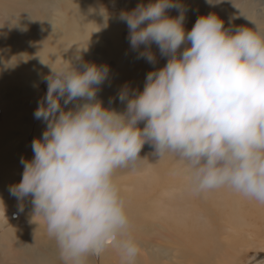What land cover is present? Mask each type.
Segmentation results:
<instances>
[{
    "label": "clouds",
    "instance_id": "1",
    "mask_svg": "<svg viewBox=\"0 0 264 264\" xmlns=\"http://www.w3.org/2000/svg\"><path fill=\"white\" fill-rule=\"evenodd\" d=\"M185 15L180 0L121 11L137 58L155 64L153 44L167 57L147 73L142 91L121 88L124 111L97 98L107 65L49 64L47 92L34 112L46 128L33 138V156L22 158V178L9 192L32 197L63 264H87L110 247L120 251L121 264H135L138 246L116 172L134 166L146 142L158 159L171 153L186 165L190 191L227 186L264 204V24L245 16L254 27L225 28L213 12L186 30Z\"/></svg>",
    "mask_w": 264,
    "mask_h": 264
},
{
    "label": "bare ground",
    "instance_id": "2",
    "mask_svg": "<svg viewBox=\"0 0 264 264\" xmlns=\"http://www.w3.org/2000/svg\"><path fill=\"white\" fill-rule=\"evenodd\" d=\"M111 1L113 3L115 1L118 4H121V0ZM186 1L187 0H180L182 6H185L187 4ZM38 2V7L45 3L42 0H0V14L4 18H9L12 15L21 18V21L17 23V25L19 26L20 32H22V35L19 32V37L22 39L20 40V42L15 43V45V37L11 35V32L12 29H15L17 27V25L15 24L0 29V78L3 82H5L7 86H9V84L6 79L10 77V73L13 74L12 77L15 80L23 79L24 77L27 78L29 76H32V74H34L33 76L35 77H41L43 80V73L41 74V72H44L46 70L50 71L49 64H51L53 68H59L61 65H63V59L70 60L74 64V66L78 68L82 67L84 63L81 65V60H76L75 58L77 56L81 57L80 53H82V55L84 53H87V47L93 54L95 52L94 44L103 42L105 37L109 40L108 36L110 34L113 36L111 42L114 45H121L118 50H120L122 54L118 55L120 56V58L115 65H112L110 62V52L104 54L101 57L100 62L96 63L97 65L108 66V78H110L111 75L115 74V76H112L113 80L109 81V83L107 84V88L104 84L99 87L97 98L100 100H104L108 93L111 94L110 92H113L117 88L115 87L117 85H120L122 88L125 85L129 87L135 84L134 91L138 92L143 90L146 75L149 71L157 68L156 63L150 64L143 58H140V60L138 59L139 63L135 66H130L128 62H126L127 60L124 59V57L131 54L132 48L131 46L123 43V31L125 29V25L121 24L122 21L119 19V15L121 11L131 10L140 3L147 4L149 0H127L124 8L120 10V13L114 14V16L112 17H109V8H102L93 0H64V7L60 10H57V16L55 15L56 19L54 20H57L56 23L54 22L55 25H49L48 23H46L48 22V18L46 16L47 13L45 9H41V11L39 12L35 10L36 7L34 6V4ZM200 3H204V0H194V2L190 4L195 5ZM24 5L26 7H23ZM214 7L216 6H212L211 8ZM229 7L233 6L230 5ZM39 13H43L42 23H40V21L36 19ZM66 13L69 14V18L66 16ZM216 14L222 19L224 18V16L229 15L227 14V12H224L222 15H219L218 13ZM24 22H27V25H24ZM224 26L225 28H232L231 24L228 23H224ZM42 33L44 40H41L39 38ZM141 49H143V46H141ZM152 51L157 54L154 48H152ZM111 54L113 56V53ZM4 61H7L9 63V67L8 65L3 64ZM42 61H44L45 63H43ZM126 71L131 74V82L122 80ZM138 75L139 78L136 80ZM107 79L105 80V82L107 81ZM131 92L133 91L130 90V94ZM74 103L75 101H73L71 104L74 105ZM110 103L111 98L106 101V105ZM123 106L124 108L115 107L114 109L117 111H124L126 108V102L123 103ZM32 126L42 134L46 128V123L42 120L34 118ZM10 136L11 135L9 132H5L2 128H0V157L1 155H9L11 156V162H15L16 153L14 151V148L7 145L8 139L10 140ZM30 157L31 154L29 158ZM122 169L124 168L117 170L116 176H119L117 174H120ZM155 173H157L158 176L152 179L151 186H149L147 183L141 182V187L136 191L127 189V186L131 185L130 180L124 179L125 182L121 183L118 181L120 177L116 179L128 202V212L132 222L131 235L134 239V242H136V240L138 241L139 236H141L142 241L144 239H148V237L150 236L151 238L153 236H156L157 229H159L162 231L160 235L161 240L155 243L162 242L168 243L170 246H175L174 248H172L173 253L175 252L173 256H166L167 260L170 259V262L168 263L157 262V260L160 261V258L156 253L154 256L157 258H155L154 260H152L153 257H150V255L145 256L146 254L148 255V253H143L142 255H139L140 257L138 256L136 258L135 264L208 263L207 261L211 260L212 257L207 256L208 254L211 255V252H208L209 249L205 245L206 238L208 236V230H206V224L205 222H203V216L198 212L199 210L203 209L201 205L202 199L200 198V194H196L190 190H187V193L185 194L189 195V200L187 198L180 199L174 203V198L166 197L165 191L168 192V190L166 189L170 188L172 185L175 187L179 185L180 187H183V184H185L183 180L185 179V176H183L181 174V171L178 170L169 171V168L165 167L164 165H158L155 169ZM6 182V186L11 187L14 184H17L19 181H14V178H7ZM1 183L0 205L2 206V213L7 209L5 205L9 203L15 209L14 211H18L24 213L27 216L36 218L39 222L31 228H22L24 229V233L29 237V239L25 235L19 234L20 231H22L21 228H9L17 231L18 233H7L2 238H0V249H7V251L3 252L6 255H0V264H63L60 250L58 249L55 240L50 238L47 233L46 221L44 217L39 214L35 215V212L32 210V197L28 196L23 198L22 200L17 199L10 194L9 189H7L6 186L3 187V182ZM158 186L162 187L160 196L157 199L147 203L144 199L145 192L150 188H156ZM220 190L222 193H225V204L222 207L217 204V207H219L220 209L223 208L222 210L226 214L227 220L229 222L227 224H230L232 226L233 223H235V225L239 224V219L241 218H243L244 221L245 215L242 212L244 196L236 191L230 192L231 188L227 186H223V188H221ZM194 194H196V197H190V195ZM2 195L5 197V199L2 198ZM165 198L167 201L164 200ZM209 201H212V199ZM21 208H23V211L20 210ZM186 209L193 212L189 213L186 211ZM230 216H234L235 220L232 218H228ZM0 218L3 219L2 216H0ZM148 219L150 223H147ZM193 220H197V226L201 228V232H198L197 229L191 225L190 222ZM150 224L154 229L151 234L148 231V227ZM1 225H3V223L0 220V228ZM172 234L175 235L171 237ZM141 243L142 242L139 238V241L137 242L138 253H142L144 250L143 248L145 247ZM16 246V252L12 253ZM53 246L55 248L50 249ZM260 248L264 249V243L260 246ZM11 253L12 255H9ZM176 254H178V258H176ZM182 254L184 255V259H186L185 261H187L186 263L185 261L180 263ZM101 255L102 256L98 260L94 257H89L87 264H121V254L120 251L116 248L110 247ZM145 257L149 258L147 259ZM173 257L176 258L175 262ZM217 264L237 263L234 261L229 262L221 259Z\"/></svg>",
    "mask_w": 264,
    "mask_h": 264
},
{
    "label": "rangeland",
    "instance_id": "3",
    "mask_svg": "<svg viewBox=\"0 0 264 264\" xmlns=\"http://www.w3.org/2000/svg\"><path fill=\"white\" fill-rule=\"evenodd\" d=\"M42 1H44L45 3L40 7H38L39 2L34 4V6L37 8V9L35 8V10L39 12L41 11V9H45L47 13L46 16L48 18L47 19L48 22L46 23H48L49 25H55L57 21L54 20L56 19L55 15L57 16V10H60L64 7L65 5L64 0H42ZM93 1L99 4L102 8H109L110 10L108 11V13L110 14L109 17H112L114 16V14L120 13V10L124 8V5L126 4L127 0H123V1L121 0V4H118L115 1L113 3L111 0H93ZM205 1L206 0H204V3L195 4V5L190 4L193 3L194 0L186 1L187 4L183 6L186 9V15L184 21V27L186 30H190L192 28L198 16L212 12H216L219 15H222L224 12H227V14L229 15L224 16L223 20L224 23L231 24L232 29L239 26H246L249 28L254 27V25L245 16H248L252 19L257 20V22L264 24V0H223L222 3L215 5H209L208 3H205ZM229 4L232 5L233 7H229L230 6ZM212 6H216V7L211 8ZM23 7L26 6L24 5ZM168 14L171 16H177L179 14V11L177 9H170ZM66 16L69 18L68 13H66ZM232 17H236V18L232 20L231 19ZM36 19H38L40 23H42L43 13H39ZM20 21L21 18L18 16L12 15L9 18H4L0 14V29L15 24L17 25V23H19ZM121 24L125 25V29L123 31V43L130 46L129 38H128L129 30L127 28V25L124 22H121ZM24 25H27V22H24ZM16 28H15L16 30L12 29L11 32V35L15 37L14 45L17 42H20V40L22 39L19 37L20 36L19 26L17 25ZM20 34L22 35V32H20ZM39 38L41 40H44L43 33L39 36ZM108 38L110 41L105 37L103 42L94 44L95 52L93 54L88 49V47H87V53H84L83 55L82 53H80L82 57L81 65L83 63L85 64V63L100 62L101 57L104 54H107L108 52H110L109 56L111 57L110 58L111 64L115 65L120 58V56L118 55L122 54V52L118 50V48H120L121 45L120 44L114 45L111 42V40L113 39L112 35L109 34ZM152 48H154L157 52L156 67L160 68L167 62V57H163L160 55L159 49L156 45L153 44ZM111 53H113V56ZM137 57H138V52L132 49L131 54L125 56L124 59L127 60L126 62H128L130 66H135L139 63L140 60V58L138 60ZM67 61L70 60L63 59V65L67 64ZM3 64L8 65L9 67V63L7 61H4ZM42 73L44 77L49 75L50 71L46 70L44 72H41V74ZM12 75L13 74L10 73V77L6 79L9 86H7L5 82H3L2 79L0 78V128H2L5 132L10 133L11 136H10V140L8 139L7 145L9 147L14 148V151L16 153L15 162H11V156L9 155L7 156L1 155L0 157V186L2 184L1 182H3V187L7 185L6 182L7 178H14V181L21 180L24 170L21 160L22 158L31 159L33 156L32 148H31L32 140L33 138L40 137L42 135L32 126L33 119L35 118L34 112L37 109L38 105L40 104L42 100L41 98L44 97L47 92V83L44 80H42L41 77L40 78L35 77L33 76L34 74H32V76H29L27 78L24 77L23 79L15 80L12 77ZM112 76H115V74L111 75V77L108 78L107 81L103 83L106 88L109 81L113 80ZM138 78L139 75L137 76L136 80ZM122 80L131 82L132 81L131 74L128 71H126ZM115 87L117 88L113 92H110L111 94L108 93L105 99L102 101L106 107L124 108L123 103H121L118 99V94L121 90V86L117 85ZM134 88H135V84L129 86V90L131 91H134ZM109 98H111V103L106 105V101ZM61 103L63 104V100H61ZM76 103L77 102L75 101L74 104ZM65 107L66 109L72 108L73 104H69ZM144 123L145 122L143 121L140 122L138 127L143 128ZM30 154L31 157L29 158ZM139 155L141 158L137 161V163L134 166L126 167L121 170L120 174H117L119 176H116V179L120 177L118 180L119 182L124 183L125 182L124 179L130 180L131 185L127 186L128 187L127 189H131V191L138 190V188L141 187V182L147 183L149 186H151L152 179L158 176V174L155 173V169L157 168L158 165H164L165 167L169 168V171H177V170L181 171V174L185 176L186 179V180L183 179L185 183L183 184L184 186L182 185L183 187H180V185L177 187L172 185L170 188L166 189L168 190V192L165 191V196L173 197L174 203L180 199H186V198L188 199L189 195L185 194L187 193V190L189 191V189H187L188 171L186 165H184L171 153H167L162 158L158 159V156L155 155V148L151 142H146L144 144ZM6 187L7 189H10V187L8 186ZM221 188L223 187L209 191L207 193L200 194V198L202 199L201 205L203 209L199 210L198 212L203 216L202 217L203 222H205L206 230H208L207 232L208 236L206 238L205 245L209 249L208 252H211V255L208 254L207 256L212 257L211 260L207 262L209 264H217L221 259H223L224 261H229V262L234 261L237 264H264V249L260 248V246L264 243V204H261L255 200L253 201V199L244 196L243 205H242V212L245 215L244 221L243 218H241L239 219L240 220L239 224L235 225V223L232 222L233 223L232 226L230 224H227L229 222L227 220L226 214L222 210L223 208L220 209L219 207H217V204H219L221 207L225 204L224 201L225 193L221 192L220 190ZM161 189H162L161 186L148 189L144 194L145 201L149 203L157 199L160 196ZM233 191L234 190L232 189L230 190V192ZM190 197L194 198L196 197V194L190 195ZM2 198L5 199L3 195ZM211 199L212 201H209ZM164 200L167 201L166 198ZM211 204H215V205H211ZM5 206L7 208L5 210L6 212L3 211L2 213V206L0 205V216L3 217V219L0 218V220L3 223V225H1L0 228V238H2L7 233H14V234L18 233L13 229H9L11 227H19L21 229L31 228L39 222L36 218L27 216L24 213L18 211H14L15 209L9 203L6 204ZM32 210L34 211V206L32 207ZM186 211L189 213L193 212V211H188L187 209ZM228 218L234 219V216L233 217L230 216ZM147 223H150L149 219L147 220ZM190 223L193 227L197 229L198 232H201V228L197 226V220H193ZM148 231L150 234L154 231V229L151 227V224L148 227ZM161 233L162 231L157 229L156 236H153L152 238L151 236L150 237L147 236L148 239H144L143 241L141 239V236H139L140 241L142 242L141 244H143L145 247L143 248L144 250L142 253H138L137 257L139 255H142L143 253H148V255L146 254L145 256L150 255V257H153L152 260H154L155 258H157L154 256L156 253L160 258V261L157 260V262L159 263L170 262V259L167 260L166 256H173L175 252L173 253L172 248H174L175 246H170L168 243H162V242L155 243L161 240L160 238ZM19 234L20 235L23 234L29 239V237L24 233V229H22V231H20ZM174 235L175 234H172L171 237H173ZM138 241L136 240L135 243L137 244ZM54 248L55 247L53 246L50 249H54ZM16 250H17V246L14 248L12 253H15ZM234 250L237 251L235 252ZM5 251H7V249L6 250L0 249V255H6L3 253ZM12 253L9 255H12ZM100 257L99 258L94 257V258L98 260L100 259ZM145 258L148 259L149 257H145ZM173 258L175 262L176 258H178V254H176V258L175 257ZM185 260L186 259H184V255L182 254L180 263L184 262ZM44 262H45V258H44ZM186 262L187 261H185V263Z\"/></svg>",
    "mask_w": 264,
    "mask_h": 264
}]
</instances>
